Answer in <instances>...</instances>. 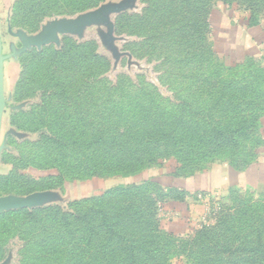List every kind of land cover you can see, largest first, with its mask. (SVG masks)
Listing matches in <instances>:
<instances>
[{"label":"rangeland","instance_id":"374dc122","mask_svg":"<svg viewBox=\"0 0 264 264\" xmlns=\"http://www.w3.org/2000/svg\"><path fill=\"white\" fill-rule=\"evenodd\" d=\"M13 1L0 0V42L2 54L7 56L3 63L5 107L1 122L0 155L6 149L11 156L20 157L26 167L21 172L29 178H40L39 186L36 187H43L46 184L50 185V188L17 195L8 191L9 186L3 185L0 186V197L41 194L40 201L32 207L56 204L65 208L71 201L98 196L111 186L137 182L141 185L144 195L153 199L155 218L165 229V218L173 214L169 203L176 201L177 198L173 193L170 197L166 196L169 193H164L157 185L168 183L170 175L186 176L219 167L225 168L224 166L230 171L243 168L246 166L245 163L249 164L256 158L260 145L254 139H250L251 137L240 141L242 143H239L235 150L231 146L224 151L211 155L207 153L206 156H197L194 160L186 161L183 159L182 151L175 145L176 140L160 138L146 132V139L141 143L137 141L140 137L130 139L131 141L127 139L137 148L138 146L147 148L142 165L134 168V171L126 170L118 175V168L115 169L118 159L111 162L107 160L106 145L103 144L101 147L104 152L102 151L100 155L97 152L92 153L93 143L89 138L83 137L73 149L71 148L72 152L67 149V153L69 150L76 160L96 171L98 167H106L109 170L100 171L96 177L83 179H76L75 174L66 173L63 182L59 183L56 176L59 170L58 162L54 161L52 154L43 152L41 147L33 143L38 137L36 133L18 130L10 125L14 131L10 135L14 140L11 139L9 144H3L6 142L3 141V133L7 124H10L11 112H16L13 121L20 123L24 121L25 110L42 112L39 106L41 93L38 91V85L45 84V80H42V76L32 78L33 65L41 60L39 55L42 48L46 52V59L49 53L57 52L62 38H69L77 45L70 48L72 54L68 53L64 57L73 56L78 47L86 44L81 54H84L82 56L85 57H83L85 66L88 64L90 67L85 70L91 85L90 96L81 95L75 103H72V100L62 102L59 97L52 96L48 99V115H51V107H60L59 110H63L68 105L71 115L75 110L85 117L83 128L90 136L102 137L118 134V129L123 130V127L131 126L133 124L131 122L147 125L155 119L162 123L163 128L166 125L164 132L176 130L177 136H181V127L175 129L172 123L176 114H181L192 128L197 127V131L203 134L214 127L217 129L226 127L228 112L223 109L224 101L216 103L214 95H211L213 91L208 87L217 89L218 80H226L239 85H254L256 92V88H259V93H263L264 65L261 57L253 56L241 60V54L244 48L252 53L256 48L254 46V50L251 49L248 46L250 43L244 45L248 35L254 41L264 40V0L261 5L250 3L248 0H191L190 8L194 6L198 10L204 8L208 25L194 26L188 33H185L188 28L183 25L184 11L188 9V5L179 0H105L96 7L66 14L64 12L72 11L68 7L65 10L61 9L64 12L60 11V14L42 19L37 30L31 27L32 23L29 25L19 21L18 25L10 24ZM100 6L105 8L102 18L93 20L77 30L57 33L55 41L39 47L28 45L23 48L21 35L36 36L43 26L53 21L76 19L83 14L95 12ZM158 6L161 8L164 6V11H160L159 15L151 13V10H157ZM173 12L176 13L174 17ZM251 13L254 14L258 25L247 29V26H250L248 20ZM167 15L171 17H166ZM144 16L147 17V22L140 19ZM126 17L129 18L125 21ZM123 22L124 25L120 28L119 23ZM190 22L193 23L192 20ZM90 43L94 47H90L88 45ZM210 43L216 51L213 56H209L207 52ZM92 48L102 59L93 60L90 57ZM239 60L240 62H237ZM223 61L237 64L227 68ZM63 74L68 73L57 71V75ZM191 75L196 79L188 77ZM203 76L210 78L211 86H205L203 81L198 80ZM202 86L206 89L203 90ZM14 89L19 95H22V92L28 93L29 97L14 101ZM253 99H256V113L258 112L260 118L253 120L252 124H256V132L260 133L264 121V103L262 98H259L260 104L258 98ZM78 106L80 109L76 110ZM252 129L250 132H253ZM194 144L198 149L197 143ZM209 147L212 148L213 145ZM8 170L7 165L0 164V174ZM50 174L53 176L47 178ZM78 180L88 181L78 183ZM224 193L206 194L191 202L193 207L196 206V211L187 232L172 239L171 264H207L199 262L207 248L210 250L206 258L211 260L214 258L216 262L213 264H239V259H242L245 252L235 248L252 244L255 241L252 234L254 228L262 225L264 227V195L260 194L254 185L230 188ZM204 231L211 233L208 239L201 237V232ZM0 239L5 241L7 248L5 256L0 258V264L57 263L55 257L40 261L22 258L21 241L17 236L0 234ZM224 248H228L229 251L224 252Z\"/></svg>","mask_w":264,"mask_h":264},{"label":"trees","instance_id":"16d2710c","mask_svg":"<svg viewBox=\"0 0 264 264\" xmlns=\"http://www.w3.org/2000/svg\"><path fill=\"white\" fill-rule=\"evenodd\" d=\"M104 1L14 0L11 4L10 24L18 25L19 21L29 25L32 23L31 27L37 30L42 19L60 14L61 9L65 10V8L70 7L71 12H62L66 14L78 13L96 7ZM248 1L256 5H261L262 2V0ZM179 2L188 5V9L184 11L185 16H183L185 20L183 25L188 28L185 33L190 32V28L194 26L208 25L204 8L199 10L195 6L190 8L191 0H179ZM163 7L158 6L156 7L157 10L152 9L151 13H158L159 15L160 11H164ZM175 14L173 12L172 16L174 17ZM166 17H171V15ZM32 18H34V21L31 22ZM128 18L126 17L125 21ZM140 19L147 22L146 16ZM124 22L119 23L120 28L123 27ZM248 23L252 26L258 25L253 13L250 14ZM146 39L148 40V36H146ZM88 45L94 47L92 43ZM210 45L207 52L209 56H213L216 51L212 43ZM73 46L77 47L69 38H62L59 50L49 53L47 59L45 58L46 52L42 48L39 55L41 60L34 63V70H32L33 79L34 76H42V80H45V84L38 85V91L41 93L39 106L42 112L31 109L29 111L25 110L24 121L21 123L13 121L16 112H11L9 118L10 125L16 129L36 133L38 137L33 143L41 147L43 152L54 156V161L58 162L57 167L59 170L56 176L59 183L63 182L66 173H73L76 179H83L96 177L100 171H106V167H98L99 171H96L94 168L86 166V164L84 166L82 162L72 156V153L70 154L69 150L67 153V149L71 151V148L73 149L83 137L89 138V141L93 143L92 153L97 152L100 155L103 151L101 147H103V144L106 145L105 157L107 160L111 162L118 159V165L115 166V169L118 168V175L126 170L134 171V168L136 169L142 165L143 155L147 148L145 146H138L137 148L135 145L130 144L127 139L131 141L130 139L140 137L137 141L141 143L146 139V132H151V134L160 136V138L166 137L168 140H176L175 145L179 151H182L183 159L186 161L194 160L197 156L202 157L224 151L231 146L235 150L239 147L236 146L240 141H245L249 137L257 141L259 145L261 144L260 133L256 132L257 126L255 123L252 124L253 120L260 118L258 112L256 113V99L253 98H258L259 104L261 103L259 98H262V103H264V91L259 93V88H256V92V86L254 85H239L226 80H218L217 89L213 86V88H208L213 91L211 95H214L216 103L221 100L224 101L223 109L228 112L226 114L227 126L218 129L214 127L209 131L210 133L206 132L205 134L197 131V127L192 128L181 114H176L175 118L172 119L175 129L181 127V136H177L176 130L164 132L166 125L163 128L162 123L155 119L147 125L131 122L133 123L131 126L123 127V130L118 129V134H109L105 137L90 136L83 128L86 121L85 117L82 113L75 112V110L74 114L71 115L70 106L68 105L63 110H59L60 107H51V115H48V99L52 96L59 97L62 102L72 100V103H75L81 95L83 97L90 96L89 89L91 85H89V76L85 71L87 67H90L88 64L85 66V57L82 56L84 54H81L82 49L85 47H78V51L74 52L73 56L64 57L68 53L72 54L70 48ZM91 50V54H88L93 60L102 59L94 52V48ZM223 63L227 68L237 64H227L224 61ZM57 71H66L68 74L59 76ZM29 73L32 74L31 71ZM188 77L196 79L194 75ZM209 79L208 76H203L198 80L203 81L205 86H211ZM205 86H202L203 90L206 89ZM16 89L13 90L14 101L29 97L26 92L19 95ZM77 109H80L79 106L76 107ZM250 129L253 132H250ZM11 139H13L12 135L9 134L5 143L9 144ZM194 142L197 143L198 149H196ZM212 145L213 147L210 148L209 146ZM0 164L9 167L6 173L0 174V186H9L10 190L8 191L10 193L23 195L35 190L50 188V185L46 184L43 187H36L39 186L38 181L40 178H29L21 172L22 169L26 168L21 158L11 156L6 149L1 152ZM245 164L246 166L249 165L248 163ZM51 176L53 175L50 174L47 178ZM153 184L157 185L156 183ZM157 186L164 193H169L166 196L170 197L173 193L177 200L183 197L181 191H166L163 186ZM142 190L141 185L137 182H127L118 184L116 187L111 186L98 196L71 201L65 208L56 204H47L30 209L23 207L3 210L0 211V234H6L9 237L17 236L21 241V252H19L22 258L27 260L37 259L40 261L55 257L57 259L56 264H171L172 239L180 236L162 228L160 221L155 218L153 199L146 197ZM79 204L83 206L79 207ZM210 234L204 231L201 232V237L208 239ZM252 234L255 238L252 244L235 248V250L245 252L242 259H239V264H247L248 262L261 264L264 262L263 225L255 227ZM5 245V241L0 239V258L5 256L7 250ZM209 250V248L204 250L200 263L213 264L216 262L214 258L212 260L206 258ZM227 251L229 249L224 248V252Z\"/></svg>","mask_w":264,"mask_h":264},{"label":"crops","instance_id":"0c3cea01","mask_svg":"<svg viewBox=\"0 0 264 264\" xmlns=\"http://www.w3.org/2000/svg\"><path fill=\"white\" fill-rule=\"evenodd\" d=\"M254 27L255 26L250 25L247 26V29ZM246 38L247 40H244V45L247 46L250 43L248 46H250L251 49H253L254 46L256 48L255 50L253 49V53L247 51L245 48L242 49L241 60L248 57L259 56L261 57L264 65V40L257 39V41H254V39L249 35ZM233 45L234 44L232 43V46ZM237 62H240V60ZM12 129L13 128L10 124H7V128L3 133V141L6 140V137L11 134V132H14ZM260 140L261 144L256 158L249 165L243 168L229 171L226 169V166H224L225 168L219 167L211 171L192 175H170V181L162 186L166 191L177 190L183 192V197L180 200H173L169 203V207L172 208L173 214L165 218V230L176 235L185 234L189 225L192 223V217L196 211V206L193 207L191 202H195V200L199 199V197L205 196L206 194L218 192L225 194L224 192L230 188L254 185L255 188L258 189L259 193L264 195V121L261 125ZM4 143L5 142H3V144ZM85 181L88 180H78L77 182L81 183Z\"/></svg>","mask_w":264,"mask_h":264},{"label":"water","instance_id":"95a60500","mask_svg":"<svg viewBox=\"0 0 264 264\" xmlns=\"http://www.w3.org/2000/svg\"><path fill=\"white\" fill-rule=\"evenodd\" d=\"M104 9L105 8L103 6H100L96 9L95 12L83 14L76 19L53 21L48 25L43 26L38 35L33 37H26L25 35H21L23 48L28 45L39 47L48 42L55 41L57 40V33L77 30L81 26H84L93 20L102 18V12L104 11ZM6 58L7 56L2 54L0 42V132L2 115L5 107L3 63ZM40 195L30 194L25 197H18L13 195L0 197V211L35 206V204L42 198Z\"/></svg>","mask_w":264,"mask_h":264}]
</instances>
